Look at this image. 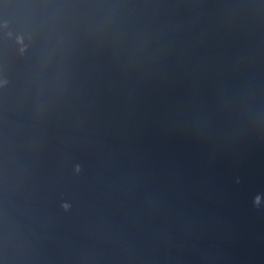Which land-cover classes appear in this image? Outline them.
<instances>
[{
  "label": "water",
  "instance_id": "obj_1",
  "mask_svg": "<svg viewBox=\"0 0 264 264\" xmlns=\"http://www.w3.org/2000/svg\"><path fill=\"white\" fill-rule=\"evenodd\" d=\"M0 264H264V0H0Z\"/></svg>",
  "mask_w": 264,
  "mask_h": 264
}]
</instances>
